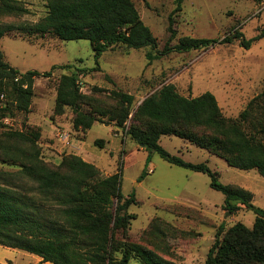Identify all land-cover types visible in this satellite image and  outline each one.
<instances>
[{
  "label": "trees",
  "instance_id": "1",
  "mask_svg": "<svg viewBox=\"0 0 264 264\" xmlns=\"http://www.w3.org/2000/svg\"><path fill=\"white\" fill-rule=\"evenodd\" d=\"M182 2L174 0L172 14L181 11ZM14 13L27 10L17 0H0V14ZM172 23L170 16L169 40L159 51L133 0H47L46 14L28 24L26 31L49 33L60 40L86 39L96 59L116 46L149 47L148 61L171 51L187 52L235 40L249 48L254 41L264 38L263 27L249 39L235 31L222 39L186 36L170 45L175 38ZM16 29L13 24L0 23V39ZM58 67L72 66L20 72L4 59L0 49V120L15 112L28 113L34 79L50 77ZM99 69L97 63L96 67L77 71ZM109 96L112 103L107 105L85 95L80 92L75 71L62 74L53 113L60 117L70 109V124L81 133L106 118L105 122L113 123L131 140L142 144L148 155L156 153L171 165L206 174L209 186L224 196L223 206L228 212L234 213L242 205L255 213V220L252 227L241 222L226 229L220 225L205 264H264V209L253 204L254 194L242 186L221 183L218 172L205 163L186 161L159 143L161 136L179 137L223 159L230 167L254 170L264 177V88L249 99L235 118L222 114L212 93L183 96L172 83L163 84L146 96L133 111L132 94L111 90ZM4 136L10 143L1 147L0 163L16 168L0 167L1 246L39 256L41 260L36 264H131L132 259L138 264H178L128 240L129 225L136 214L128 213L127 208L137 200L134 194L123 197L119 171L102 176L93 163L75 154L63 155L55 165L48 164L36 145L41 136L39 128L8 131ZM95 144L102 147L103 140H95ZM114 200L116 207L112 210ZM151 227L159 232L157 225L152 223Z\"/></svg>",
  "mask_w": 264,
  "mask_h": 264
},
{
  "label": "rangeland",
  "instance_id": "2",
  "mask_svg": "<svg viewBox=\"0 0 264 264\" xmlns=\"http://www.w3.org/2000/svg\"><path fill=\"white\" fill-rule=\"evenodd\" d=\"M17 1L27 13L0 14V23L18 27L0 39L4 59L20 72H45L65 64L72 67H58L50 77L34 79L29 112H15L0 120V149L10 143L5 132L39 128L41 136L36 145L48 164L55 165L63 155L75 154L93 163L102 176L119 171L123 197L134 194L137 200L127 208L128 213L136 214L129 225L128 240L178 264H205L220 225L226 229L241 222L252 227L255 213L242 205L236 212H228L223 206L224 196L209 186L206 174L171 165L156 153L148 155L124 130L105 122L106 118L85 133L76 132L70 124L71 110L66 109L64 115L57 117L53 108L60 75L75 71L80 92L107 105L112 103L111 90H120L134 96L133 111L146 96L163 84L172 83L183 96L212 93L222 114L235 118L249 99L264 88V38L254 41L249 48L235 40L187 52L171 51L151 61L146 58L149 47L116 46L96 59L86 39L60 40L49 33H28L26 26L46 14L47 0ZM133 2L159 51L169 40L170 16L175 30L170 45L186 36L222 39L235 31L249 39L264 27V0H183L181 11L175 14L174 0ZM97 63L99 70L77 71L96 67ZM130 117L131 114L125 126ZM98 139L103 140L102 147L95 144ZM159 143L186 161L205 163L218 172L221 183L249 189L254 194L253 204L264 209V177L256 171L230 167L223 159L179 137L161 136ZM1 166L16 168L0 163ZM115 207L116 200L111 209ZM152 223L161 233L152 229ZM33 256L0 245L2 264H32ZM130 263L138 264L135 259Z\"/></svg>",
  "mask_w": 264,
  "mask_h": 264
},
{
  "label": "crops",
  "instance_id": "3",
  "mask_svg": "<svg viewBox=\"0 0 264 264\" xmlns=\"http://www.w3.org/2000/svg\"><path fill=\"white\" fill-rule=\"evenodd\" d=\"M35 255V254H34ZM34 258V261H33V263L32 264H36V263H38V262H40V260H41V258L39 257V256H37V255H35V256H33ZM40 264H51V263H49V262H41Z\"/></svg>",
  "mask_w": 264,
  "mask_h": 264
},
{
  "label": "water",
  "instance_id": "4",
  "mask_svg": "<svg viewBox=\"0 0 264 264\" xmlns=\"http://www.w3.org/2000/svg\"><path fill=\"white\" fill-rule=\"evenodd\" d=\"M140 146H142V144Z\"/></svg>",
  "mask_w": 264,
  "mask_h": 264
},
{
  "label": "built area",
  "instance_id": "5",
  "mask_svg": "<svg viewBox=\"0 0 264 264\" xmlns=\"http://www.w3.org/2000/svg\"><path fill=\"white\" fill-rule=\"evenodd\" d=\"M2 97V96H1Z\"/></svg>",
  "mask_w": 264,
  "mask_h": 264
}]
</instances>
